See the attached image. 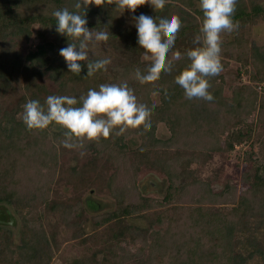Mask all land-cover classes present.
I'll return each mask as SVG.
<instances>
[{
  "label": "trees",
  "instance_id": "trees-1",
  "mask_svg": "<svg viewBox=\"0 0 264 264\" xmlns=\"http://www.w3.org/2000/svg\"><path fill=\"white\" fill-rule=\"evenodd\" d=\"M76 2L77 0H0V41L14 42L12 40L17 38L28 40L32 36V27L36 24L40 25L41 29L38 35L42 42L37 45L35 52H31L27 56V59L31 62H40L41 58L47 53V49H53V42L46 41L47 34L52 35L58 44L68 45L67 36L60 35L56 31V20L52 13L63 8L75 12L74 5ZM184 3H186V0H184ZM170 5L172 4H165L164 9L156 11L148 4L146 15L154 20L156 19L158 23L161 18H170L168 8ZM176 9L180 13L179 17L183 26L177 34L175 45L170 52H179L181 59L173 61L174 67L171 73L162 72L159 80L153 83L141 84L134 78L135 69L139 68L141 72H145L147 67L142 59L143 49L138 44L136 27H128L116 21L109 9L104 7L95 8L92 5L87 7L85 18L88 23L86 26L90 30L109 31V40L106 43L121 58L116 55L115 58L119 59L116 65L110 66V70L107 67V71L101 69L91 77L86 75L87 62H81L82 71L80 75L71 73L66 64L51 65L48 69L51 70L53 81L59 85L61 90L69 92L65 94L52 93V95L74 96L79 100V97L85 96L89 89L98 90L100 84L127 82L134 90L138 102L146 104L152 109L151 127L147 130L143 127L129 129L122 135L113 133L108 139L101 138L98 142L85 140L83 147L85 151L92 153L91 161L83 165L81 169L71 168L68 170L69 173H66L73 177V184L76 187L99 188L104 183L105 172L108 168H113L114 173L110 175L106 183L109 189L112 190L119 175H125L126 177L134 171L133 177H135L143 167H146L159 170L168 177L169 185L164 201L155 202L159 208L164 207L166 203H174L180 199L186 201L184 196L187 191H190V187L198 189L194 194H191L193 197H198L197 201L203 199L205 202L213 201L216 204L219 201L223 204L226 202L234 204L228 212H223L224 209L218 213L208 209L205 210V208L188 210L179 206L171 209L170 215L167 214V217L164 216V218L173 225L180 222L184 223L187 233L190 231L191 235L189 237L186 235L183 237L181 247L185 253V260L181 261L180 264H193L196 257L203 259L204 251L208 252L209 249L213 248L216 250L215 245L217 244L216 252L217 255H221L222 262L231 259L233 260L232 264H244L246 260L244 253H237L232 249V233L236 222L241 221L244 225L243 239L244 236L245 239L239 241V245L243 248L247 246L257 248L254 232L246 231L247 222H245V219L248 212L254 208V203L259 204L261 209L264 208V198H262L264 180L256 176L257 180L237 200L234 186L228 185L223 192L215 193L212 192L209 181H202L194 172H189V175L186 172L191 166L189 162L205 161L214 151L233 153L236 147L247 143L250 148L241 152L242 155H240L239 160L241 162H251V168L253 169L256 165L254 160L258 150L254 147L256 144L250 142L253 140L255 128L252 124L243 122L256 112L258 101H260L261 109L258 112V123L264 124V94L259 99L257 92L254 93L253 90L245 92L243 95L240 94L236 97L233 104L228 105L222 96V86L219 84L222 76L218 75L209 78L211 83L209 91L214 97L212 101L187 99L184 90L175 83V77L190 63L186 55L187 51L200 46L194 44L193 41L200 34L199 29L202 25L203 12L199 11L202 16L200 21L191 22L185 20V14H187L185 8L177 6ZM81 12H83V9H81ZM233 20L238 22V34H240V31H243L246 27L256 24L259 20L264 21V4L256 0H238ZM186 41H188V46L183 48ZM238 44L240 50H237ZM227 49H236L237 52L236 56L230 53L229 57L240 59L245 64L250 62L255 66L257 75L251 76L254 83H264V47L248 48L247 43L241 36V38L238 37L236 43H222L223 52L221 51V53L226 52L227 54ZM221 58V63L225 66V60L223 57ZM17 63L18 61L11 63L10 67ZM2 73L5 74V70ZM61 90H58V92H61ZM155 93L160 94L161 103L159 106L152 100V95ZM23 99L26 103V98L23 97ZM32 99L40 102L39 97L34 96ZM45 101L44 103L40 102L41 105H45ZM76 106L79 107L81 104ZM161 121L169 123L172 131L170 139L161 140L157 138L156 129ZM240 121L242 123H239ZM53 124L42 131L28 130L21 117L18 118L16 115L9 114V128L4 126L3 130L0 129V151L4 149L3 147L6 144H9V157H4V152H0V166L5 168L9 165V174H5L0 182V203L11 204L17 202L23 204L26 202V197L21 194V188L18 189L17 184V176L23 171L22 167L30 168V165L34 164V170H37L38 167L40 170L44 169V166L46 170L54 169V167L51 168L52 158H49L50 152L43 149L44 147L41 146L38 139V136L48 138L50 132L54 137L64 140L63 133L65 130L60 126H57L59 128L57 132L49 130L50 127L54 126ZM219 130L225 135V138L218 136ZM137 135L141 137L142 141L137 147L132 148L131 143L133 141L131 139ZM180 142L184 144L181 145ZM11 145L17 147L13 148ZM172 149L174 150L172 151ZM6 158L9 161L4 160ZM186 180L188 182L183 183ZM35 186L36 184L33 187ZM188 199L190 198L188 197ZM31 202L33 203V201ZM143 202L146 203L148 200L144 199ZM34 204L35 206L41 205L40 202ZM117 209L115 213L104 216L103 222L107 224L114 219H118L120 222L117 221V223H123L126 217L136 212L133 207L122 204ZM118 216L120 219L117 218ZM34 217H39V220L40 214L36 213ZM29 224V222H26V228H31ZM32 232L35 236L27 238V241L21 247L14 248L11 244V230L0 226V264H26L27 260L36 259L39 253V245L42 243V238H45V234L37 229L32 230ZM194 232H196L195 235H193ZM118 237L121 238V234ZM131 238L130 241L135 244L136 238ZM153 238L154 244L152 243V246L154 245L160 250V256L158 257L160 259L170 252L168 241H166L167 234L158 233ZM145 243L146 246L147 242ZM206 243L214 247H207ZM111 248L114 247L111 246ZM180 251V248L176 250L175 257L178 259L181 258ZM248 254L251 255V252H248ZM109 255L116 261L112 263L108 258L103 257L102 264L122 263V261H119L120 257L115 249H110ZM151 258L153 261L155 256L151 255ZM93 259L95 260L94 257ZM155 259L153 264L157 261V258ZM163 261L164 259L161 258V262ZM85 262V260H77L75 264H85ZM159 262L160 260L156 264ZM172 264L179 263L174 262Z\"/></svg>",
  "mask_w": 264,
  "mask_h": 264
},
{
  "label": "rangeland",
  "instance_id": "rangeland-1",
  "mask_svg": "<svg viewBox=\"0 0 264 264\" xmlns=\"http://www.w3.org/2000/svg\"><path fill=\"white\" fill-rule=\"evenodd\" d=\"M256 1L264 4V0ZM166 4H172L168 7L169 16L172 14L180 16L179 11L176 9L177 6H180L185 8L187 12L185 14L186 21L193 22L202 19L199 14V11H201L199 0H186V3H184V0H166ZM147 5L138 7L135 13L127 9L121 13L116 9L115 4L108 5L105 3L101 7L109 9L116 21L133 28L135 27V17L147 14L149 7ZM92 6L101 8L95 5ZM40 29V25H34L32 27V36L28 40L17 38L12 40L14 42L0 41V129L2 130L4 126L9 128V114L16 115L18 118L21 117L22 106L25 104L23 97L26 98L27 102L36 96L40 98L41 103H44L46 98L52 93H69L60 89L59 85L51 77V70L48 69L51 65L66 64L59 52L60 49L68 45L58 44L52 35L47 34L46 41L53 42V49L48 48L47 53L41 58L40 62H31L27 59L29 53L35 52L37 45L42 42L38 35ZM238 32L237 29L231 33H223V43H236L238 37L241 38L242 36L248 48L264 47L263 20L246 27L243 31H240V34ZM187 42H185L183 48L188 46ZM237 50H240L239 44ZM173 53L175 52H170L169 59L172 58ZM230 53L233 56L237 55L236 49H227V54L226 52L221 53V57L224 58L226 63L219 74L222 76L219 84L222 86L224 100L228 105H231L240 94L243 95L245 92H251L252 90L254 93L257 92L259 99H261L264 94V83H254L251 80L252 75H257L255 66L250 62V64H245L240 59L229 57ZM116 55L115 51L106 42H100L94 47L91 45L89 47L90 60L104 58L111 60V63L107 66L109 70L110 66H114L119 62V59L115 58ZM118 57L121 58L120 56ZM238 58L240 57L238 56ZM15 61H18V63L10 67L11 63ZM144 62L147 67L149 62ZM3 70H5V74L2 73ZM58 90H61V92H58ZM152 100L159 106L161 103L160 94H153ZM260 104L261 102L258 101L256 112L243 122L252 124L255 128L253 140L250 142L256 144L254 147L258 150L254 160L256 165H254L253 169L251 168V162H241L239 160L240 155H242L241 152L250 148L247 143L236 147L233 153L214 151L205 161L189 162L191 166L187 169V175H189V172H194L202 181H209L211 190L215 193L223 192L228 185L234 186L237 200L253 185L257 177L264 180V124L258 123ZM239 123H242V121ZM53 125L49 130L51 132L59 131L58 125ZM156 136L161 140L170 139L172 131L169 123L166 121L159 122ZM218 136L225 138V135L220 130L218 131ZM38 137L41 146L44 147L43 149L50 152L49 158H52L51 168L54 167V169L46 170L44 166V169L40 170L38 167L37 170H34V164H31L30 168L22 167L23 171L17 176V184L18 189L21 188V194L26 197V202L23 204L17 202L11 204L0 203L1 211L5 212V214L2 213L5 217L1 215L0 226L11 230V244L14 248L21 247L25 244L24 242L27 241V238H32L34 235L32 230L37 229L45 234V238H42V243L39 245V253L36 259L27 260L26 264H75L77 260H85V264H102L103 257L114 263L116 260L114 261V258L109 255L110 249L117 251L120 257L119 261H122L121 264H153L156 260L155 258H157L156 263L160 260L158 264H172L174 262L180 264L181 261L185 260V253L181 247L183 237L184 235L189 237L191 234L190 231L187 233L184 223L180 222L177 225H173L164 216L167 217V214L169 216L170 210L179 206L188 210L205 208V210L208 209L217 213L224 209L223 212H228V210L233 208L234 204L230 202L223 204V202L219 201L216 204L213 201L205 202L203 199L197 201L198 197L191 195L197 189L193 187H190L192 192L190 189L185 194L184 198L186 201L180 199L174 203H166L164 207L159 208L155 202L164 201L169 185L168 177L159 170L146 167H143L135 177H133L134 171L128 176L126 175V177L125 175H119L112 190L109 189L106 183L110 175L114 173L113 168H108L105 172L102 187H76L73 184V177L68 174V170L71 168L81 169L83 165L91 161L92 153L85 151L84 147H80L78 143L75 148H66L63 145L64 140L54 137L50 132L48 138ZM131 141H133L131 143L132 148H135L142 140L137 135ZM180 143L181 145L184 144L183 142ZM15 146L11 145L13 148ZM3 148L0 152H4V157H9V144H6ZM4 160L9 161L8 158ZM259 165L261 166L259 167ZM7 173L9 174V165L5 168L0 166V182L1 178ZM187 182L186 180L183 183ZM35 184L36 186L33 187ZM262 193V198H264V191ZM144 199H147L148 202H143ZM37 202H40L41 205L35 206L34 203ZM121 204L133 207L136 212L126 217L123 223H117L118 219H114L111 223H104L103 217L110 213H115ZM253 206L254 208L248 212L245 222H247L246 231L254 232L257 248L254 249L252 246L243 248L239 245V241L245 239V236L243 239L244 225L239 220V222H236L232 233L231 245L233 246V251L244 253L246 258L244 264H264V208L261 209L257 203H254ZM36 213L40 214L39 220V217H34ZM117 218L120 219L119 216ZM26 222L30 223L29 226L31 228H26ZM121 230L122 232H120ZM158 233L167 234L166 241H168V248H170V252L161 257L164 259L163 262H161V258H158L160 250L156 246H152L153 236L155 237ZM120 234L121 238L118 237ZM195 234L196 232L193 235ZM131 237L136 238L135 244L130 241L132 240ZM145 242H147L146 246ZM111 246L114 248H111ZM215 246L217 250L218 244ZM207 247L213 248L214 246L207 245ZM176 248L181 249L180 259L175 257ZM216 250L213 248L209 249L208 252L204 251L203 259L196 257L193 264L233 263L231 259L230 261L224 260L222 262V259H220L221 255H217ZM248 252H251V255ZM151 255L155 256L153 261Z\"/></svg>",
  "mask_w": 264,
  "mask_h": 264
},
{
  "label": "clouds",
  "instance_id": "clouds-1",
  "mask_svg": "<svg viewBox=\"0 0 264 264\" xmlns=\"http://www.w3.org/2000/svg\"><path fill=\"white\" fill-rule=\"evenodd\" d=\"M115 4L121 13L125 9L135 13L136 9L150 4L156 11L165 7L166 0H77L75 12L67 8L55 10L52 15L56 20V31L67 36V47L60 49L68 70L76 75L82 71L81 62H87V76L97 71H107L111 63L109 58L89 59V47L109 40V31L90 30L86 25L85 12L89 5L97 7ZM238 0H199L203 12L202 25L193 43L200 46L187 51L190 63L175 77V83L183 90L187 99L212 101L210 93L211 77L218 76L223 70L221 63L222 34L238 29L234 22ZM83 9V12H81ZM182 21L177 14L170 18L156 19L141 14L135 17L138 44L143 49L142 59L149 64L145 72L135 69L134 78L141 84L159 80L161 73H171L173 61L181 59L179 52L173 49L177 34L182 28ZM77 104L81 106L77 107ZM21 119L28 130H45L55 123L64 129L63 145L75 148L77 143L98 142L108 139L111 134L122 135L129 129L151 127V112L146 104L138 102L134 90L127 82L100 84L97 89H89L85 96L49 95L45 105L39 100L29 99L23 106Z\"/></svg>",
  "mask_w": 264,
  "mask_h": 264
},
{
  "label": "water",
  "instance_id": "water-1",
  "mask_svg": "<svg viewBox=\"0 0 264 264\" xmlns=\"http://www.w3.org/2000/svg\"><path fill=\"white\" fill-rule=\"evenodd\" d=\"M2 213L5 214V212H2L1 209H0V220H1V215H3ZM3 217H5V215H3ZM1 223H3V222H1Z\"/></svg>",
  "mask_w": 264,
  "mask_h": 264
}]
</instances>
